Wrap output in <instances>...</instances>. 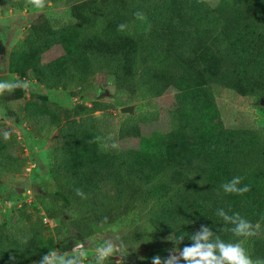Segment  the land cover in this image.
Masks as SVG:
<instances>
[{"label":"trees","instance_id":"trees-1","mask_svg":"<svg viewBox=\"0 0 264 264\" xmlns=\"http://www.w3.org/2000/svg\"><path fill=\"white\" fill-rule=\"evenodd\" d=\"M57 1L47 0L45 6ZM8 4L34 6L28 0ZM137 11L146 20L138 21ZM80 15L77 23L54 27L40 21L30 27L21 47L10 54L9 68L72 96L95 76L107 75L113 81L111 103H77L64 118L42 98L21 109L27 121L40 125L38 133L55 129L48 146L55 186L69 197L75 213H67L48 189L58 243L45 239L41 218L20 211L0 223V264H37L50 249L66 251L72 231L78 240L89 239L101 225L131 215L136 224L130 237L150 260L173 235L185 236L181 248L190 245L188 237L201 225L232 241L231 232L223 230L231 225L216 215L219 208L259 224L245 246L253 258H264V127L222 129L209 101L201 100L193 120L182 117L184 103L167 110L152 103L182 83L179 88L186 93L200 92V84H219L264 100V0H219L214 7L206 0H104L83 6ZM121 23L129 26L124 32L117 30ZM56 46L61 54L43 62L40 57ZM134 101L148 109L117 124L94 115ZM163 112L176 122L173 130L140 137L139 126L159 121ZM104 131L118 142L138 138L140 146L103 149ZM17 149L12 133L0 138V174L17 176L25 168ZM235 176L251 190L225 194L220 185Z\"/></svg>","mask_w":264,"mask_h":264},{"label":"rangeland","instance_id":"rangeland-1","mask_svg":"<svg viewBox=\"0 0 264 264\" xmlns=\"http://www.w3.org/2000/svg\"><path fill=\"white\" fill-rule=\"evenodd\" d=\"M102 1L104 0H58L55 3L47 4L43 8H37L29 4L17 8L10 6L8 4L9 0H0V32L3 34L5 48L3 69L0 70V81L27 80L30 82V87L27 90L18 88L0 94V138L12 133L18 147V153L26 161V166L19 175L0 174V223H9L13 216L20 211L29 213L45 222L47 229L44 232V237L54 245L59 240V237L53 233V228L57 224V220L52 218L56 213V207L53 206L47 190L49 189L55 195L59 202L58 205L64 206L67 213L74 214L75 211L69 197L58 192L55 186V169L48 148L50 137L55 129L49 131L42 129L38 133L36 130L40 125L36 122L27 121L23 117L21 109L29 101L42 98L55 107L61 117L64 118L66 112L72 110L77 103L90 105L95 100L111 103L109 96L113 90V81L107 75H97L84 88L79 90L77 95L72 96L68 91L62 89L48 90L42 87L29 74L17 75L12 72L9 68V56L21 47L29 28L38 22L47 21L54 27L77 23L81 19L80 9L83 6ZM206 2L209 6L214 7L219 0H206ZM60 54L61 48L56 46L40 58L43 62H49L56 59ZM31 58L32 55L27 58V61ZM181 86H184V84L169 88L152 103L164 110L173 108L178 103H184L186 110L183 112L182 117L193 120L198 106L203 103L201 100H204V102L209 101L212 102V107L215 110V122L222 129L235 130L264 127V105L260 98L243 96L235 87H225L219 84H200L201 91L196 94L189 92V89L186 93L187 89L182 90L179 88ZM99 89L100 92H98ZM129 105H134L133 113L148 109L145 103L139 101H134ZM119 108L105 113L96 112L94 115L102 120L117 124L131 115L121 114ZM175 123L172 116L163 112L159 121L149 125H140L138 135L146 138L152 133L168 134L176 126ZM26 139L29 140V143ZM99 144L103 149H109L113 146L138 149L140 141L138 138H130L118 142L113 140L112 135L104 131L99 139ZM33 155L38 162L34 160ZM41 182L45 183L41 184ZM135 224V216L131 215L110 225H101L102 229L89 239L78 240L76 233L72 231V237L66 251L72 250L76 240L85 241L89 254L88 264H94L93 258L96 247L105 240H112L121 246L123 256L110 257L105 264H117V260H120V264H123L122 259H126L128 264H136L135 260H139L141 264H152V260L143 255L140 247L134 244L130 237V232ZM176 247L181 248L168 238L167 247L157 252L155 256L159 255L163 260L167 258L169 250ZM58 250L61 251L59 248Z\"/></svg>","mask_w":264,"mask_h":264},{"label":"clouds","instance_id":"clouds-1","mask_svg":"<svg viewBox=\"0 0 264 264\" xmlns=\"http://www.w3.org/2000/svg\"><path fill=\"white\" fill-rule=\"evenodd\" d=\"M28 2L37 8H43L47 0H28ZM135 17L138 21L146 20L144 13L137 11ZM126 23L118 25V31L124 32L128 29ZM3 65H0V70ZM30 82L27 80H6L0 81V94L5 91L11 92L15 89L27 90ZM220 188L225 194L244 195L251 189L248 185L242 184V177L235 176L222 183ZM77 195L86 198L85 194L77 189ZM216 215L220 217L225 225H231V228L225 227L224 231H230L233 240L225 241L214 232L211 227L201 225L200 229L192 232L188 237L192 243L185 245L182 249L176 247L169 250L168 256L161 259L159 255L152 259V264H264V258H253L245 246L247 238L257 235L259 224L254 225L239 212L229 214L223 208L216 210ZM107 219V218H105ZM174 236V235H173ZM177 245L185 241L183 234L173 239ZM114 256H123L121 246L112 240H105L95 249L94 264H105V262ZM89 254L85 241H75L71 251L61 252L58 249H50L43 255L37 264H88ZM120 264V260H117Z\"/></svg>","mask_w":264,"mask_h":264},{"label":"water","instance_id":"water-1","mask_svg":"<svg viewBox=\"0 0 264 264\" xmlns=\"http://www.w3.org/2000/svg\"><path fill=\"white\" fill-rule=\"evenodd\" d=\"M0 44H1V42H0ZM2 56L3 55L0 52V61H1ZM262 104L264 105V100H262ZM133 110H134V105H127V106H122L119 108V112L121 114H132Z\"/></svg>","mask_w":264,"mask_h":264},{"label":"flooded vegetation","instance_id":"flooded-vegetation-1","mask_svg":"<svg viewBox=\"0 0 264 264\" xmlns=\"http://www.w3.org/2000/svg\"><path fill=\"white\" fill-rule=\"evenodd\" d=\"M0 52L3 55L1 57V61H0V65H3V61H4V57H5V48H4V40H3V34L2 32H0ZM101 90L99 89L98 92H100Z\"/></svg>","mask_w":264,"mask_h":264}]
</instances>
